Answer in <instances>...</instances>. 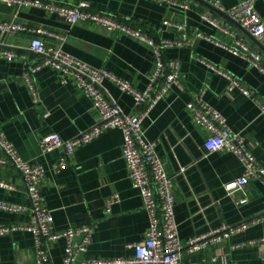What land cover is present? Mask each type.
I'll use <instances>...</instances> for the list:
<instances>
[{
	"label": "crops",
	"instance_id": "crops-1",
	"mask_svg": "<svg viewBox=\"0 0 264 264\" xmlns=\"http://www.w3.org/2000/svg\"><path fill=\"white\" fill-rule=\"evenodd\" d=\"M68 5L90 3V11L107 14L156 41L180 36L175 23L186 26L190 43L165 50L164 59L180 62V82L150 111L142 129L149 140L157 141V153L174 177L175 214L182 242L222 227L236 225L264 215V185L251 180L242 190L227 193L224 185L242 176L243 165L226 150L207 153L208 131L193 122L187 104L198 95L219 111L230 129L241 133L246 146L264 166V112L254 97L264 102V73L236 48L234 37L203 18L207 11L231 28L261 54L264 65V40L259 43L232 19L211 10L197 0L187 1L189 9L167 5L157 0H49ZM226 9L245 0H216ZM264 21V0H254ZM16 20L33 27L66 35L62 49L95 68H104L128 81L138 90L150 84L156 67L153 47L141 38L123 31H108L89 22L69 24L57 14L37 7H11L0 3V22ZM203 33L214 40L198 37ZM32 34L3 33L0 44L22 48L29 59L36 58L27 49ZM221 42L224 46L218 45ZM56 47L54 38H46ZM208 63L237 79L252 96L239 88L229 90V80ZM27 64L21 57L0 59V127L20 156L31 165L41 166L45 175L41 193L54 220L50 228L62 232L71 227L89 225L92 234L79 261L133 257L128 247L142 241L149 228L139 189L133 186L123 156V133L112 129L79 147L67 156L60 147L43 153L40 140L57 133L71 139L99 120L91 100L68 78L62 83L60 73L46 66L31 76L32 87L24 78ZM107 93L123 111L137 114L142 110L133 96L112 80L104 82ZM0 157L5 154L0 151ZM66 159V166L58 164ZM0 200L27 206L26 188L20 172L10 163H0ZM112 195L118 201L108 206ZM244 200V202H242ZM32 212L19 213L0 209V225L30 223ZM264 219L219 243L196 252L183 250L181 264H264ZM35 236L30 230L0 235V264H38ZM66 240L59 238L48 245L52 262L60 264L65 256Z\"/></svg>",
	"mask_w": 264,
	"mask_h": 264
},
{
	"label": "built area",
	"instance_id": "built-area-1",
	"mask_svg": "<svg viewBox=\"0 0 264 264\" xmlns=\"http://www.w3.org/2000/svg\"><path fill=\"white\" fill-rule=\"evenodd\" d=\"M157 1L184 9L190 8V4L187 1ZM201 1L211 5L232 19L257 42L261 43L264 40V21L255 9L254 0L242 1L230 9L224 8L216 0ZM0 3L11 7H37L48 13L57 14L71 25L89 22L108 31L119 30L130 33L149 43L153 47L156 59V67L151 75L150 84L147 89L141 91L112 72L104 68L92 67L66 53L61 47L66 40V35L64 34L33 27L30 24L16 20L0 22V30L3 33L32 34L33 38L27 49L36 57L29 59L27 55L21 52L22 48L0 44V59L13 61L19 57L23 58L27 64L24 78L31 87V76L34 73L46 66L53 67L60 73L62 83H67L68 78L73 79L99 113V120L95 124L71 139H63L57 133L45 135L40 140L42 152L49 153L62 147L67 156H70L79 147L92 142L107 131L120 129L123 133L122 150L127 163L129 177L133 186L139 189L144 209L150 219L149 228L144 239L128 245L135 251L133 257L79 261L81 254L87 249L90 242L92 228L89 225H83L71 227L62 232L51 230L50 225L54 217L52 212L45 206L44 197L41 193V184L45 171L43 167L34 166L25 161L0 127V151L5 154V157H0V163H10L20 172L29 201L27 206H21L0 200V209L14 213L29 209L32 212L30 223L26 225H0V235L12 234L18 230L32 231L36 240L35 255L38 264H56L50 259L48 245L59 238L66 240L65 256L60 264H181L183 250L188 253L199 252L264 219L263 215L236 225H223L209 233L192 237L185 242H182L179 237V226L175 214L176 201L173 192L174 177L168 174L165 162L157 153V141L149 140L145 137L142 124L159 101L166 97L171 88L180 82V62L176 59L165 60L164 52L171 47H182L191 44L184 24L175 23V27L180 31L179 37L163 39L158 42L144 32L134 30L110 15L90 11L91 5L87 1H80L75 5L49 0H0ZM202 16L221 31L231 34L236 43V48L231 50L245 57L253 66L264 73V65L261 62V54L258 51L253 49L243 38L238 37L234 30L219 22L209 12H203ZM197 36L213 40L212 37L200 32ZM46 38H54L58 45L56 47L49 46ZM215 42L224 46L219 41ZM208 65L229 80V90L239 88L247 95L252 96L232 75L215 65L210 63ZM107 79L114 81L122 91L131 94L136 105L142 107V110L137 114L125 113L118 102L107 93L104 87V82ZM254 99L261 107L262 112H264V102L257 97H254ZM187 108L195 125L209 133L205 141L207 153L221 150L230 151L238 157L243 165L242 176L224 185L227 193L231 194L242 190L251 180H259L264 185V166L259 163L247 148L244 135L232 131L226 118L207 103L202 95L195 96L187 104ZM65 166L66 159H63L58 164V168ZM0 186L11 187L10 184L4 181H0ZM117 201L118 195H112L108 199L107 205L110 206ZM261 241H264V238ZM215 261L216 259L212 260L213 264Z\"/></svg>",
	"mask_w": 264,
	"mask_h": 264
},
{
	"label": "water",
	"instance_id": "water-1",
	"mask_svg": "<svg viewBox=\"0 0 264 264\" xmlns=\"http://www.w3.org/2000/svg\"><path fill=\"white\" fill-rule=\"evenodd\" d=\"M197 1H199L200 3H202L203 5H205L206 7H208L209 9H211V10H215V11H217V12H219L217 9H215L214 7H212L211 5H208V4H206V3H204V2H202L201 0H197ZM219 13H221V12H219ZM221 14H223V13H221ZM225 15V14H224ZM239 26V25H238ZM250 35V34H249ZM251 36V35H250ZM252 37V36H251Z\"/></svg>",
	"mask_w": 264,
	"mask_h": 264
}]
</instances>
